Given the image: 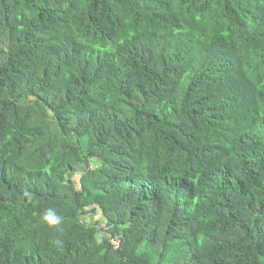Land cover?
<instances>
[{"label": "trees", "instance_id": "trees-1", "mask_svg": "<svg viewBox=\"0 0 264 264\" xmlns=\"http://www.w3.org/2000/svg\"><path fill=\"white\" fill-rule=\"evenodd\" d=\"M0 264H264V0H0Z\"/></svg>", "mask_w": 264, "mask_h": 264}, {"label": "rangeland", "instance_id": "rangeland-1", "mask_svg": "<svg viewBox=\"0 0 264 264\" xmlns=\"http://www.w3.org/2000/svg\"><path fill=\"white\" fill-rule=\"evenodd\" d=\"M91 220L92 221H94V220H101V221H103L99 216L98 217H95V218H93ZM115 243H117L119 245V240L118 241H115Z\"/></svg>", "mask_w": 264, "mask_h": 264}]
</instances>
